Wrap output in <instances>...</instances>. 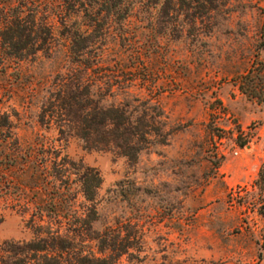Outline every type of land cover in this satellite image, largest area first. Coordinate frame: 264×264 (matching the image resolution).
<instances>
[{"label":"rangeland","instance_id":"374dc122","mask_svg":"<svg viewBox=\"0 0 264 264\" xmlns=\"http://www.w3.org/2000/svg\"><path fill=\"white\" fill-rule=\"evenodd\" d=\"M126 2L127 20L106 25L88 74L136 77L107 102L143 101L133 116L152 117L153 130L138 150L89 147L40 122L54 81L74 68L46 4L50 51L0 65V167L15 156V138L37 136L95 167L93 227L121 226L131 243L113 264H264V0ZM10 169L0 178V242L32 236Z\"/></svg>","mask_w":264,"mask_h":264},{"label":"trees","instance_id":"16d2710c","mask_svg":"<svg viewBox=\"0 0 264 264\" xmlns=\"http://www.w3.org/2000/svg\"><path fill=\"white\" fill-rule=\"evenodd\" d=\"M46 4L55 8L74 68L54 81L40 122L55 125L61 136L80 137L89 147H117L122 154L137 151L136 144L153 130L152 117L145 121L133 116L143 101L135 97L134 105L107 102L113 87H130L136 77L119 79L113 70L88 74L96 68L106 25L127 20L130 4L126 0H0L2 67L50 51L55 35L43 11ZM36 138L25 145L15 138V156H5L8 163L0 167V178L7 180L4 170L15 165V208L29 214L32 231L29 239L0 242V264H113L131 243L121 226L93 227L102 182L99 171L61 156V150Z\"/></svg>","mask_w":264,"mask_h":264},{"label":"built area","instance_id":"2783aa9c","mask_svg":"<svg viewBox=\"0 0 264 264\" xmlns=\"http://www.w3.org/2000/svg\"><path fill=\"white\" fill-rule=\"evenodd\" d=\"M261 154H262V156H264V147L261 150Z\"/></svg>","mask_w":264,"mask_h":264}]
</instances>
